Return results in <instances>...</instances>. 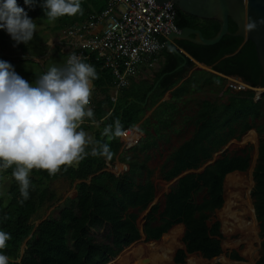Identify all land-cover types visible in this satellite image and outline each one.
Masks as SVG:
<instances>
[{
	"label": "trees",
	"instance_id": "obj_1",
	"mask_svg": "<svg viewBox=\"0 0 264 264\" xmlns=\"http://www.w3.org/2000/svg\"><path fill=\"white\" fill-rule=\"evenodd\" d=\"M43 2L44 0H37L34 8H28L24 5V0H17L18 5L25 7V11L34 22H40L42 19L49 20L41 7ZM80 4L82 12L75 14L71 20L57 18L54 20L57 24L51 31L58 32L75 22H80L88 13H99L105 3L104 0H80ZM173 8L175 11L173 23L177 29L198 30L206 39L212 38L217 33L218 21L199 19L179 11L175 6ZM228 31L231 34L235 31V26L230 21ZM14 43L6 31L0 29L1 53L5 54ZM241 43V38L225 35L211 46H200L184 41H176L175 45L193 60L210 67L216 73L237 77L252 88H264V79L260 78L261 69L252 42H245L237 54L224 57L232 54ZM18 48L23 54L26 53L24 46L18 45ZM158 56L164 59V63L155 72L151 81L130 80L128 86L120 92L121 100H118L114 107L110 97L106 95L107 90L111 89L109 75L100 71V64L93 59L90 63L85 61L96 69L98 79L92 82L93 88L99 90L103 96L99 102L93 103L94 117L87 118V121L98 122L106 114H111L101 124V137L95 136V142L108 143L113 155L119 149V138L109 137L108 140L102 133L106 126L114 127L120 110L127 105L129 99L137 103L132 102L123 109L120 120L123 131L137 124L146 110L171 90L170 100L161 102L151 115L157 123V126L153 127L155 137L160 139L158 127H170L169 123L160 117L176 111L175 101L180 100L190 90H199L198 84L201 81L213 85L210 87L211 93H215L213 88L220 83L219 77L196 70L178 84L193 66L192 62L184 58L185 64L178 68L183 61L166 47L162 48ZM155 83H157L156 87L143 106L141 103ZM192 84L195 86H191ZM225 95L227 101L224 104L206 100L200 103L192 120L194 126L192 137L171 152L169 156L171 165H165L162 168L161 177L169 181L183 171L198 169L229 139L240 138L247 130L255 129L259 140L256 165L252 174L254 186L250 196L255 218L259 224L260 236H263L264 94L257 102H253L252 91H225ZM146 126H150L149 120H145L140 127L143 135L145 133L144 144L148 145L151 136ZM113 155L111 159H108L109 161L113 160ZM249 159L246 150H241L237 155L224 154L200 173L185 174L177 179L174 187L165 197L163 211L158 213L157 205L150 208L147 223L144 226L146 238L158 239L171 225L181 223L185 229L182 237L185 251H176L174 264H184L185 253L198 252L207 260L216 257L220 253V247L219 240L215 237L220 239L221 235L218 223L208 226L210 215L222 206V182L225 175L234 171H246ZM99 160L101 161L99 158L87 155L76 167L61 166L54 175L34 168L29 175L30 196L27 200H23L18 182L12 176L15 166L6 170L0 168V185L2 176L9 177L8 186L2 190L3 192L0 187V231L11 235L5 249L0 250V254L8 257L9 264H105L123 247L138 238L134 225L136 216L124 213L128 208L144 210L152 201L153 187L147 178L150 172L143 163L134 162L131 163L126 175L114 178L107 172H99L103 168ZM123 161L126 160L123 159ZM143 172L146 175L143 184L133 189V178L141 177ZM90 175L95 176L89 183L82 182L77 185L75 201H69V205L61 208L56 219H45L36 226L33 224L32 219L38 209L45 203L51 205L55 202L54 195L47 188L49 182L64 178L72 183L77 180H86ZM199 193H203L200 199H198ZM22 200L23 203H21ZM154 222L158 225L152 227L150 224ZM105 227L107 228L105 239L108 244L96 242L90 231ZM22 245L25 248L21 255ZM229 258L240 260L236 253H231ZM255 264H264V240L261 242L259 258Z\"/></svg>",
	"mask_w": 264,
	"mask_h": 264
},
{
	"label": "clouds",
	"instance_id": "obj_2",
	"mask_svg": "<svg viewBox=\"0 0 264 264\" xmlns=\"http://www.w3.org/2000/svg\"><path fill=\"white\" fill-rule=\"evenodd\" d=\"M36 3L37 0H24L28 8H34ZM41 7L50 21L82 12L80 0H44ZM261 24L264 20L246 15L245 34L256 31ZM36 28L17 0H0V29L15 42L14 47L28 44ZM96 79L94 66L75 52L69 54L64 67H51L33 84L21 77L11 63L0 60V168L15 166L12 176L23 200L30 196L29 175L34 168L54 175L61 166L78 163L86 155L85 147L93 140L86 136L81 125L85 117H94L88 105ZM102 135L122 137V125L119 122L114 127L108 125ZM96 143L98 147L92 148L91 155L111 159L110 145ZM10 238V233L0 231V250L5 249ZM0 264H9L6 255L0 254Z\"/></svg>",
	"mask_w": 264,
	"mask_h": 264
},
{
	"label": "crops",
	"instance_id": "obj_3",
	"mask_svg": "<svg viewBox=\"0 0 264 264\" xmlns=\"http://www.w3.org/2000/svg\"><path fill=\"white\" fill-rule=\"evenodd\" d=\"M104 3H105V1H104ZM165 39L162 40L163 41V47H165V45H164L165 44ZM175 42L176 41L173 42V46L175 48H177L178 50L183 51L182 49H179L175 45ZM161 50L162 49H160L159 52L156 54L155 61L151 62L149 65L141 64L138 67V69H137L136 75L130 80L146 79L147 81H151V79L154 76L155 72H157L159 70L160 66L162 65V63H164V59L162 57L158 56V54L161 52ZM183 53L186 55L185 58H188L192 62L193 66L191 67V69L187 72L185 77L178 84H180L184 80H186L192 74V72H194L196 70H201V71L206 72L207 74H212L214 76H217V77L220 78L221 82H225V85H224V87H222L221 91L215 90V88L218 85L214 86L213 90L217 93V95H216L217 97L222 96V94H224L225 91H230V92L233 91L234 92V90H231V89H229L227 87V83H228L229 79L237 78V77L224 76V75H221L219 73H216V72L212 71L211 68L208 69L209 67H207V66H205V65H203L201 63H198L195 60H193L184 51H183ZM237 79H239V78H237ZM239 80H241V79H239ZM156 84L157 83H155L154 86L152 87V89L149 91L150 93L148 92L149 94L148 93L146 94L144 101L141 103L143 106L146 104L147 99L150 96V94L152 93V91L154 90V88L156 87ZM191 86L194 87L195 85L192 84ZM212 86L213 85H210L209 82L201 81L198 84L199 90H195V89L190 90L180 100L175 101V104L177 105L176 111L173 112V113L165 114L164 116L160 117V118L163 117V120L167 121L169 123L170 127H167V128H159L158 127V130H159L158 133L160 134L161 137H160V139H156L153 127L157 126V123H156L154 118H151V115H152V112L154 111V109L161 102H166V101L170 100V98H171V96H170L171 90L167 91L155 105H153L151 108L146 110L145 114L142 115L141 119L138 121L137 124H135L133 127L129 128V129H126V130L123 131L124 135L122 137H119V143H120L119 144V149H118L117 153L113 155V160L112 161H109L105 157H102V156H99V155H97V156L91 155L92 148L93 147H98V144L95 142V136L98 137V138L101 137V130H100L101 129V124H103L105 119L108 116H110L111 114H106V116L103 117L102 119H100V121H98V122H88L87 121V117H85L84 123L81 125V128L86 133V136L91 137L92 140H93L92 144L86 145V147H85L86 155L85 156L91 155L92 158L95 157V158L101 159V161L100 160L99 161L102 162L103 168L99 172H107L110 175H112L114 178H119L121 176L126 175L129 172L131 163H134V162H136L138 164L143 163L144 165H146L148 171L150 172V174L147 176V178H148V182H150L152 187H153V199H152V201L149 203V205L144 210H139L137 208H133V209L132 208H128V209H126V211L124 213L125 215L133 214V215L136 216L135 217V221H134V225H135V228L137 230L138 238L135 241L131 242L129 245L123 247L114 257L110 258L105 264H110L113 260L117 259L120 255H122L123 252H125L133 244H135V245L137 244V245H141L143 247L150 248L148 252L142 253V255L140 257V260H142L141 262L143 264H145V262H148L149 259L153 260L155 258H159L160 257V252L156 251L157 249H159V247H163L162 251H161V254H162V252L164 250H169L170 251V260L168 262H166V263L167 264L168 263L169 264H174L173 259H174L176 251L177 250L185 251V247H184V244L182 242V237H183L184 230H185L184 226L181 223L173 224L164 233H162L158 239H155V240L154 239H147L146 235L144 233V226L147 223V216H148L150 208L153 205H157V204H155V202H157V199L160 197L161 198V204H160V206L157 205V207H158V213H161L163 211V209H164L165 197H166L167 194L170 193V191L174 187L175 182L177 181V179H179L180 177H182L185 174L200 173L205 167L214 164V162L217 159H219L222 155L226 154L225 151L227 149V145L230 142L239 140L244 134H245L244 136H246L248 134V132H252L255 135V132H256L255 129H253V128L249 129L243 135H241L240 138L233 137V138L229 139L226 142L225 145H223L218 151L214 152L211 155V158L209 160L203 162L198 169L183 171L177 177H175V178H173V179H171L169 181H165L161 177L162 168L165 165H171L170 160H169V156H170L171 152L176 150L179 146H181V144H183L185 141H188L192 137V134L194 132V126L192 125V120L194 119L195 113H196L200 103L202 101H204V100L210 101L209 99H201V101L196 102V100H190V98L194 97L196 94H201L203 92L211 93V88L210 87H212ZM245 91H252V90H245ZM252 92H253V102H257L260 99V97L264 94L263 93L261 96H259L257 93L255 95L254 91H252ZM96 93H99V95H101L100 98H95ZM111 93H112V89H109V90H107L106 95L110 97V101H111V103L113 104V107H114V104H116L118 102V100H121L122 94L119 93L118 95H116L114 97V95H112ZM102 97L103 96L100 93V91L92 87V95L90 97V103H89L88 107L93 109L94 108L93 103L99 102ZM226 101H227V99L225 100V102H222V104L226 103ZM132 102H136L137 103V101H134L133 99H129L126 106H128ZM186 103H189V104L190 103H195V108L191 112H188L186 114H181L179 106L185 105ZM213 103L221 104V103H217V102H213ZM126 106H124L121 110H123ZM121 117H122V114H121ZM119 118H120V114H119ZM119 118H118L117 122L120 123L121 119H119ZM145 120H149V124H150V126H146V130L149 131L148 133L151 136L150 143L148 145L144 144V142H145L144 141L145 133L143 135V133L141 132V129H140V127L143 125V122ZM83 127H86V128H83ZM252 130H254L255 132L252 131ZM106 138L108 140L110 139L107 136H106ZM258 140H259V138H258ZM99 144H102V143H99ZM143 144H144V146H143ZM163 144H164V146H163ZM257 148H258V142H257L256 152H257ZM242 150H246L247 151V149H242ZM240 151L237 152V153L231 154V155L240 154ZM155 157H157L158 159H161V160H159L160 167H158V170H156V171H154V167L156 166V163H154V161H156V160L153 161V159ZM249 158H250V155H249ZM123 159H125L126 161H123ZM256 160H257V156H256ZM151 162H153V163L150 164ZM78 163H73L71 165V167H76L78 165ZM249 164H250V159H249ZM151 165L153 167H151ZM255 165H256V161H255ZM255 165H254V167H255ZM66 166H69V165H66ZM254 167L252 166V170L250 172V179H251V183H252L251 184L252 188L254 186V181H253V177H252ZM248 168H249V165H248ZM248 168H247V170H248ZM246 171H244V172H246ZM234 173H243V172L234 171V172H231V173L225 175V177L223 179V182H222V206L225 204V196H224V193H225V190H226L225 189V183H224L225 178L229 177L230 175H232ZM93 176H95V175H90L89 177H87L86 180H77V181H74L72 183L70 181L64 179V178H59V179H56V180H53V181L49 182L47 184V188L54 195L55 202H57V200H59V201L62 200L63 201V199L64 200L66 199V203L63 206V207H65V206L69 205V201H73V202L75 201L76 196H77V185L79 183H82V182L89 183ZM145 178H146V175H145L144 172L142 173L141 177L133 178V180H132L133 189H135L139 185H142ZM234 180H236V179H234ZM57 181H65L66 183L68 182L70 185H72V187H73L72 195L73 196L72 197H66V198H63V199L58 198L56 192L54 191V188L50 187L51 183H54V182H57ZM172 181H174V182H172ZM252 188H251V190H252ZM251 190H250V193H251ZM198 196H201V198H202L203 197V193H199ZM250 199H251V196H250ZM251 201H252V199H251ZM47 204L48 203H45L43 206H45ZM52 204H54V203H52ZM222 206L218 210H215L210 215V218H209V221H208V226H210L211 224H213L215 222L219 224L218 221L210 222V219H211V216L216 211H220L222 209ZM63 207H61V208H63ZM223 209H222V211H223ZM59 210H58V212H59ZM222 211L219 213V215L222 214ZM58 212H57L55 217L47 218V219H56L58 217ZM158 213L156 215L157 218H158ZM251 214H252V219H253V221H254V223L257 226V229L259 231V224H258V222H257V220L255 218L254 209H253V203L252 202H251ZM42 220H45V219H42ZM150 225L152 227H154V226H157L158 224H157V222H154V223H151ZM222 227H223V225H222ZM173 229H179V230L177 231L178 235L176 237L175 247L174 248H170V247L165 246L162 243V239L164 238V236H168L169 232L172 231ZM223 229H224V227H223ZM218 230H219V233H220L221 237H220V239L217 238V237H215V238L217 240H219L220 253L216 257H213V258H216L215 262L211 261L213 258L207 260V259L203 258L200 255V253L194 252V253H190V254L185 253L184 264H185V261L188 260L187 258L188 257L189 258L192 257V255H197L198 258H196V259L201 260L202 264H213V263H216V262H220L218 260V258L222 254V247H221L222 232H221V229H220V224H219ZM91 231H95L96 232V231H99V230H91ZM223 234H226L225 231L223 232ZM178 236H179V238H178ZM259 236H260V232H259ZM260 238H261V242H262L264 240V235L260 236ZM137 242H140V243H137ZM261 242H260V245H261ZM102 243H107L108 244L107 240L105 242H102ZM152 243H154L155 246H151ZM155 247H157V248H156L155 251H153V248H155ZM165 248H167V249H165ZM231 253H236V252H231ZM259 254H260V249H259ZM259 254H258V258H259ZM229 255H227V258H229ZM145 256H149V258H145ZM258 258L255 260L254 264L256 263ZM126 260H127V262L129 264H135L136 263L135 262L136 260H129V259H126ZM230 260H232V259H230ZM240 260H241V258H240ZM240 260H235V261H240ZM186 264H188V263H186ZM221 264H223V263H221Z\"/></svg>",
	"mask_w": 264,
	"mask_h": 264
},
{
	"label": "rangeland",
	"instance_id": "obj_4",
	"mask_svg": "<svg viewBox=\"0 0 264 264\" xmlns=\"http://www.w3.org/2000/svg\"><path fill=\"white\" fill-rule=\"evenodd\" d=\"M73 17L74 15L62 16V19L71 20L73 19ZM40 22H35L37 28H36V32L34 33L33 39L29 41L28 44H24V43L18 44L25 47L26 53L23 54L21 49L18 48V45L14 47L13 45L15 43L6 50L5 54L1 53L0 51V60H4L11 63L14 66L15 71L30 84H33L38 76L46 73V71H48L51 67L55 66L59 68L65 66V56L60 52L58 47L60 31L58 32L51 31V29L53 28L54 25L57 24V22L54 21L49 22V20H43V19L40 20ZM22 58L23 60L19 61ZM26 74L28 75L26 76ZM224 85L225 82L220 81V83L215 88V90L221 91ZM111 94L112 95L114 94L113 90ZM216 95H217L216 92L215 93L203 92L201 94H196L194 97L190 98V100H196V102H199L201 101V99H209L211 102H217L222 104V102H225V100L227 99L225 93L222 94V96L220 97H217ZM100 96L101 95H99V93H96L95 98H100ZM194 108H195V103H190V104L186 103L185 105L179 106L181 114H186L188 112H191L194 110ZM244 135L239 140L230 142L227 145V149L225 153L227 155H231L239 152L242 149H247L250 155L249 168L246 172L234 173L229 177L225 178L224 181L225 189H226L224 193L225 204L222 206V209L223 208L224 209L223 211L222 209L220 211H216L211 216L210 219V222L218 221L220 224V229L222 232V239H221L222 254L218 258V260L223 264H254L255 260L258 258L259 249H260L261 238L259 236V231L257 229V226L255 225L252 219V214H251L252 201L250 199V190L252 188L250 172L252 170V166L254 167L256 161V156H257L256 147H257L259 135H257L256 132H255L256 136L252 132H248L246 136ZM159 160L161 159H158L157 157L153 159L154 163H156V166L154 167V171L158 170V167H160ZM152 163L153 162H151L150 164ZM151 167L153 166L151 165ZM8 178H9L8 176H2L1 185H0L1 191L8 186V181H9ZM50 187L54 188L57 197L60 199L73 196L72 195L73 187L68 182L66 183L65 181H57L51 183ZM201 196H198V199H200ZM157 202H155V204L160 206L161 204L160 197L157 199ZM65 203H66V199L65 200L63 199V201L57 200V202H54V204L51 205L47 204L41 207L40 209H38L36 215L32 219L34 220L33 224H37L42 219L55 217L58 210L61 207H63ZM221 211L222 214L219 215ZM221 224L223 225L225 230L223 229ZM178 230L179 229H173L172 231L169 232L168 236H164V237H168L167 241H169L168 246L170 248L175 247ZM224 231L226 234H223ZM106 233H107L106 227L96 232L95 231L90 232V234L94 236L96 242H105ZM163 241H165V239H162V243ZM133 246H137V244L136 245L133 244L131 247ZM131 247H129L126 251H128ZM231 252H236L239 258H241V260L235 261L227 258V255H229ZM169 255H170V251H169ZM145 258H149V256H145ZM190 258L198 261V264H202L201 260L196 259L198 258L197 255H192V257ZM187 259H189V257ZM220 262H216L213 264H221ZM148 263L149 262H145V264ZM186 263L187 261H185V264ZM112 264H116V263H112Z\"/></svg>",
	"mask_w": 264,
	"mask_h": 264
},
{
	"label": "built area",
	"instance_id": "obj_5",
	"mask_svg": "<svg viewBox=\"0 0 264 264\" xmlns=\"http://www.w3.org/2000/svg\"><path fill=\"white\" fill-rule=\"evenodd\" d=\"M104 1L99 13H88L82 21L60 30L58 47L65 64L73 52L81 55L84 62L93 59L99 63V70L111 79L115 97L128 86L141 64L155 61L163 47L162 40L179 30L173 23L175 11L170 2L157 8L147 0ZM227 87L252 90L258 95L264 90L251 88L237 78L229 79Z\"/></svg>",
	"mask_w": 264,
	"mask_h": 264
},
{
	"label": "water",
	"instance_id": "obj_6",
	"mask_svg": "<svg viewBox=\"0 0 264 264\" xmlns=\"http://www.w3.org/2000/svg\"><path fill=\"white\" fill-rule=\"evenodd\" d=\"M153 6L157 8H163L166 3L170 2L171 7L175 6L179 11L199 18V19H212L219 22V29L215 36L206 39L203 38L198 30L190 28L179 29L178 33H170L166 36L165 47L170 51L172 49L173 54L177 55L183 61L178 67H182L185 64L184 58L186 55L183 51L178 50L173 46L174 41H184L195 45L211 46L220 41L225 35H232L242 39V43L232 53L225 55L224 57H231L237 54L242 45L250 41L254 44L256 59L261 69L260 78L264 79V24L258 26L257 30L250 34H245L243 28L244 17L250 16L254 20H264V3L252 2L249 4V0H147ZM231 22L235 26V31L231 34L228 31V22ZM210 69V67L208 68ZM264 90L259 93L262 95ZM150 93V92H149ZM148 93V94H149ZM123 110L120 111V118ZM43 221V220H41ZM39 221L38 223H40ZM37 223V224H38ZM35 224V226L37 225ZM25 246L22 245L20 254L22 255ZM216 258L211 261L215 262Z\"/></svg>",
	"mask_w": 264,
	"mask_h": 264
},
{
	"label": "bare ground",
	"instance_id": "obj_7",
	"mask_svg": "<svg viewBox=\"0 0 264 264\" xmlns=\"http://www.w3.org/2000/svg\"><path fill=\"white\" fill-rule=\"evenodd\" d=\"M201 46V45H200ZM228 203V202H227ZM229 204V203H228ZM244 210V209H243ZM167 238L168 237H164L163 239H165V241H163V244L167 247H169V241H167ZM160 244V243H159ZM151 246H155V244H151ZM146 248V249H145ZM157 247L153 248V251L156 250ZM162 248L163 247H159V249H157L156 251L157 252H160V257L159 258H155L153 260H148V264H167L166 262L169 261V258H170V255H169V250H164L161 254V251H162ZM150 248H147V247H143L141 245H137V246H133L131 247L128 251H125L123 252L122 255H120L119 258H117V260H114L113 262H111L110 264L112 263H116V264H129L127 262L126 259H129V260H136L135 264H143L140 260V257L142 255V253L144 252H148ZM167 249V248H165ZM187 263L188 264H198V261L194 260V259H191L189 258L187 260Z\"/></svg>",
	"mask_w": 264,
	"mask_h": 264
},
{
	"label": "snow or ice",
	"instance_id": "obj_8",
	"mask_svg": "<svg viewBox=\"0 0 264 264\" xmlns=\"http://www.w3.org/2000/svg\"><path fill=\"white\" fill-rule=\"evenodd\" d=\"M252 2L264 3V0H249V4H251Z\"/></svg>",
	"mask_w": 264,
	"mask_h": 264
}]
</instances>
